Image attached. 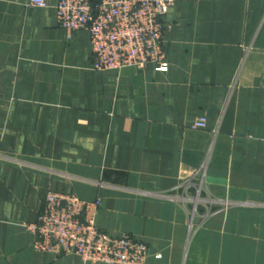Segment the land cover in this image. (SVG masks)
I'll use <instances>...</instances> for the list:
<instances>
[{
	"label": "crops",
	"instance_id": "1",
	"mask_svg": "<svg viewBox=\"0 0 264 264\" xmlns=\"http://www.w3.org/2000/svg\"><path fill=\"white\" fill-rule=\"evenodd\" d=\"M57 2L0 0V264H84L35 247L49 191L100 199L144 264H264V0H177L164 70L118 72Z\"/></svg>",
	"mask_w": 264,
	"mask_h": 264
},
{
	"label": "built area",
	"instance_id": "2",
	"mask_svg": "<svg viewBox=\"0 0 264 264\" xmlns=\"http://www.w3.org/2000/svg\"><path fill=\"white\" fill-rule=\"evenodd\" d=\"M44 6L45 0H30ZM177 0H58L59 25L73 39L80 30L89 34L93 69L118 72L127 67L140 70L152 65L163 71L168 64L163 33L165 15ZM199 118L195 127H206ZM185 180L186 190L194 187L200 198L202 183ZM101 200L87 201L74 193L49 191L38 221L30 225L36 234L37 250L55 257L75 254L84 263L144 264L148 245L131 235L115 236L97 221ZM211 212L194 207L192 215L205 218Z\"/></svg>",
	"mask_w": 264,
	"mask_h": 264
},
{
	"label": "rangeland",
	"instance_id": "3",
	"mask_svg": "<svg viewBox=\"0 0 264 264\" xmlns=\"http://www.w3.org/2000/svg\"><path fill=\"white\" fill-rule=\"evenodd\" d=\"M198 183V182H197Z\"/></svg>",
	"mask_w": 264,
	"mask_h": 264
}]
</instances>
